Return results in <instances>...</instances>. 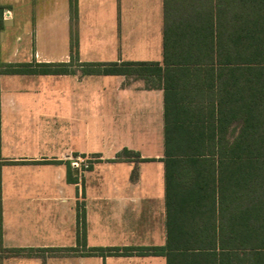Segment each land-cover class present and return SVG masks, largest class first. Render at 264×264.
<instances>
[{
    "label": "crops",
    "instance_id": "crops-1",
    "mask_svg": "<svg viewBox=\"0 0 264 264\" xmlns=\"http://www.w3.org/2000/svg\"><path fill=\"white\" fill-rule=\"evenodd\" d=\"M0 6L10 12L0 20V264H167L164 255L124 250L166 243L168 121L178 158L191 154L189 166L178 161V184L191 186L178 190V204L197 211L205 201L226 223L232 203L240 212L251 194L264 212V175L249 191L246 156L260 154L262 165L264 65L231 62L247 55L256 2L172 0L178 16L169 29L165 0ZM166 30L170 55L190 63L164 62ZM125 61L156 62L160 71H83ZM22 63L68 70L7 71ZM76 156L93 158L84 173L71 167ZM230 247L217 241L218 253ZM242 257L224 253L218 264H245Z\"/></svg>",
    "mask_w": 264,
    "mask_h": 264
},
{
    "label": "trees",
    "instance_id": "trees-1",
    "mask_svg": "<svg viewBox=\"0 0 264 264\" xmlns=\"http://www.w3.org/2000/svg\"><path fill=\"white\" fill-rule=\"evenodd\" d=\"M172 0H165L166 7V28L170 17L178 16L173 12L170 6ZM256 2V10L250 14V23L247 24V55L245 58L232 57L231 62H244L247 64L264 65V0H252ZM171 42L167 36V30L164 40V62L169 64H180L184 61L190 63V58H178L170 55ZM85 73H103V74H128L134 71L149 72L151 70L160 71L156 62H107V63H88L84 64ZM65 64L61 63H22L9 64L7 68L11 73H62L67 71ZM166 206H167V236L166 243L162 246L126 248L124 253L131 249H136L139 254H158L166 257L167 264H218L221 263L222 255L229 256L232 261L237 252L244 254L245 264H264V258L260 248L264 245V212L260 208V203L255 196L248 195L245 201L244 210L239 212L237 202L232 203L231 214L223 223L222 217L211 214L206 209V202H201V208L197 211H191L190 201L180 202L178 204V190L184 192L191 188L190 182H180L178 184V161L191 162L190 153L186 158H178L183 155L175 151L178 147V136L175 135L173 127L169 121L166 124ZM186 144H191L187 139ZM199 143V141H198ZM264 144V136H263ZM126 153H130L125 151ZM131 154V153H130ZM260 154L247 153V181L248 190L255 188L261 181V166L264 167V152L262 155V165L256 163ZM253 171H250V170ZM258 169V170H257ZM249 194V192H248ZM179 205V206H178ZM80 233L84 235V211L78 213ZM79 240V239H78ZM82 240L80 239V242ZM217 241L220 245H230V250H222L220 253L216 250ZM83 242V241H82ZM97 252L104 254L102 248H89L87 253ZM109 253L118 252V248H109Z\"/></svg>",
    "mask_w": 264,
    "mask_h": 264
},
{
    "label": "built area",
    "instance_id": "built-area-1",
    "mask_svg": "<svg viewBox=\"0 0 264 264\" xmlns=\"http://www.w3.org/2000/svg\"><path fill=\"white\" fill-rule=\"evenodd\" d=\"M9 15V10H6V13L4 12V17L8 18ZM91 160H93L92 157L76 156L70 158V164L72 168H74L78 173L81 174L84 173L90 167Z\"/></svg>",
    "mask_w": 264,
    "mask_h": 264
},
{
    "label": "water",
    "instance_id": "water-1",
    "mask_svg": "<svg viewBox=\"0 0 264 264\" xmlns=\"http://www.w3.org/2000/svg\"><path fill=\"white\" fill-rule=\"evenodd\" d=\"M0 20H3L4 23L7 24L6 19L4 18V8H2L1 6H0Z\"/></svg>",
    "mask_w": 264,
    "mask_h": 264
}]
</instances>
